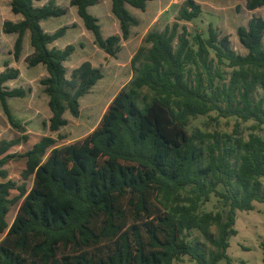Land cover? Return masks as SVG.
<instances>
[{"label":"trees","instance_id":"obj_1","mask_svg":"<svg viewBox=\"0 0 264 264\" xmlns=\"http://www.w3.org/2000/svg\"><path fill=\"white\" fill-rule=\"evenodd\" d=\"M37 1L11 0L12 11L21 19L5 20L3 31L17 34V60L29 33L34 53L28 62L47 69L41 83L52 112L49 128L59 131L68 124L67 110L80 115L81 98L104 73L86 60L68 75L65 62L76 45L52 44L69 26L53 32L42 26L43 20L63 16L67 9L56 0L42 5ZM97 1L71 4L95 42L116 55L121 40L140 23L129 6L145 10L153 0H111L121 34L107 37L99 18L89 11ZM263 5L264 0H247L249 9ZM202 12L198 0H185L172 25L146 35L131 61L133 79L84 137L57 146V138L44 135L21 154L9 150L28 140V134L0 141V233H5L0 264H174L183 255L198 264H219L224 258L232 263L229 236L238 233V210L264 202V135L252 133L245 139L238 122L232 133L190 132L188 126L192 118L217 111L220 117L254 120V129H264V17L254 16L248 26L238 27L247 49L242 54L212 23L208 37L196 34L191 40L180 21H193ZM211 50L219 64L227 61L232 67L229 81ZM20 72L8 63L0 72V101L11 125L24 133L26 127L15 117L9 98L25 97L29 89L6 84ZM259 89L263 94L257 98ZM20 156L26 157L22 183L9 178L5 167ZM212 195L223 210L200 211ZM18 202L9 224L7 214ZM192 229H199L212 247L188 240Z\"/></svg>","mask_w":264,"mask_h":264},{"label":"rangeland","instance_id":"obj_2","mask_svg":"<svg viewBox=\"0 0 264 264\" xmlns=\"http://www.w3.org/2000/svg\"><path fill=\"white\" fill-rule=\"evenodd\" d=\"M49 0L37 1V5L47 3ZM185 0H153L150 1L145 10L129 6L130 11L139 18L140 23L132 26L128 39H122V48L116 55L108 54L96 42L92 31L88 30L81 17L78 15L77 7L71 4V0H56L57 4L67 9L66 14L59 17H49L43 21V27L48 30H56L62 25L69 28L65 36L57 41L60 48L69 43L76 45V50L66 62L68 75L74 68L82 62L90 60L96 67L101 68L104 77L92 87L90 92L81 98L80 115L75 117L69 110L65 117L68 124L59 131H52L49 128V120L52 115L49 107V96L44 90L41 79L48 75L45 65L30 66L28 57L34 53L30 44L29 33L25 36L24 49L20 59L14 56V45L17 34H8L3 31L5 20L18 21L21 16L12 11L11 0H0V72L8 66L20 69L17 79L7 82L9 87L22 86L29 89L25 97H10L9 104L15 117L26 127L23 133L15 129L8 120V117L0 101V141L11 139L23 134H28L29 139L23 140L21 144L13 146L9 152L21 154L30 149L33 144L44 135H52L57 138L55 145L60 146L91 132L100 122L108 104L112 101L117 92L127 86L133 79L134 70L131 65L133 56L144 44L146 35L151 30H164L167 25H172L177 20L179 9ZM202 5L201 16L193 21L181 20V26L186 25L190 38L193 40L196 34L203 37L209 36V24L212 23L216 30L222 35L227 34L231 46L238 53L245 54L247 49L240 42L237 30L241 25L248 26L250 19L254 16L264 17V5L256 9L247 7V0H198ZM89 11L99 18L102 31L105 37L112 34H121L119 19L112 12L111 0H98L97 3L89 7ZM182 30V29H180ZM175 45L178 40H175ZM196 47V45H194ZM211 57H217L214 50H211ZM223 70L226 81H229L232 74V67L227 61L219 64ZM219 80V78L217 79ZM222 81V80H220ZM263 90L259 89L256 95L259 98ZM239 123V132L248 139L252 133L264 135V129H254L256 121H243L237 117H220L217 111L199 115L191 119L188 126L190 132L202 130L205 132H229L232 133ZM5 167L9 170V178L17 182L24 181L22 171L26 167V157L12 158ZM0 178V181H3ZM263 191H264V177ZM27 187L33 185V176L26 180ZM17 194V191H13ZM19 203L11 207L7 214V221L12 223L19 207ZM252 210H238L235 228L238 233L229 236L230 246L228 254L232 259L231 264H264V202L255 201ZM223 204L219 198L212 195L200 211L223 210ZM212 232L217 235V226L212 227ZM5 233H0V241ZM187 239L198 245L212 247L204 238L199 229H192L187 232ZM174 264H198L189 255H183L176 259ZM219 264H229L226 258L221 259Z\"/></svg>","mask_w":264,"mask_h":264},{"label":"crops","instance_id":"obj_3","mask_svg":"<svg viewBox=\"0 0 264 264\" xmlns=\"http://www.w3.org/2000/svg\"><path fill=\"white\" fill-rule=\"evenodd\" d=\"M44 21V20H43ZM43 21H42V26H43ZM45 29V28H44ZM45 30H47V31H49V32H53V31H55V30H48V29H45ZM65 36V35H64ZM30 37V36H29ZM57 41L58 40H56L52 45H56L57 47H58V45H57ZM64 48V47H63ZM67 62V61H66ZM66 62H65V64H66ZM67 66V65H66Z\"/></svg>","mask_w":264,"mask_h":264}]
</instances>
